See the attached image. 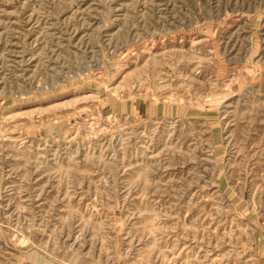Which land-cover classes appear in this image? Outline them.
Here are the masks:
<instances>
[{"label": "rangeland", "instance_id": "1", "mask_svg": "<svg viewBox=\"0 0 264 264\" xmlns=\"http://www.w3.org/2000/svg\"><path fill=\"white\" fill-rule=\"evenodd\" d=\"M0 264H264V0H0Z\"/></svg>", "mask_w": 264, "mask_h": 264}]
</instances>
